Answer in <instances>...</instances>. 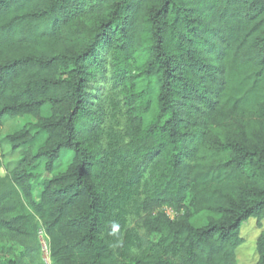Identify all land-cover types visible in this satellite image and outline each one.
Here are the masks:
<instances>
[{"label": "trees", "instance_id": "obj_1", "mask_svg": "<svg viewBox=\"0 0 264 264\" xmlns=\"http://www.w3.org/2000/svg\"><path fill=\"white\" fill-rule=\"evenodd\" d=\"M26 116L46 140L0 175V264H40L39 231L51 264H237L264 219V0H0V130Z\"/></svg>", "mask_w": 264, "mask_h": 264}, {"label": "rangeland", "instance_id": "obj_2", "mask_svg": "<svg viewBox=\"0 0 264 264\" xmlns=\"http://www.w3.org/2000/svg\"><path fill=\"white\" fill-rule=\"evenodd\" d=\"M43 115H49V107L46 106L43 109ZM25 129L28 131L30 136V141L26 147H22L18 150H12L8 141L7 136ZM46 140L44 133L37 130L35 126V121L30 117L23 118H6L3 120V125L0 130V156L2 161V169L0 170V175L6 177L11 171L19 167L23 160V154L27 151L35 154L37 150L42 147ZM72 154L63 153L60 161L57 163L54 174L64 171L67 165L70 163ZM45 163L43 161L37 162L34 165L28 166L26 168L27 173L31 176L38 178V181L49 178V175L44 169ZM41 188L37 183L33 184V195L35 198L39 197ZM170 215L171 213L168 212ZM209 216L207 213L196 215L192 224L196 227L203 226L205 224L206 218ZM264 230V219L260 222V226L257 225L255 219H249L242 224L240 230V237L243 239L244 244L240 246L236 251V261L237 264H254L257 261V254L255 251L256 240L260 232ZM40 232V231H39ZM45 240L46 237H44ZM38 253L40 264H49L50 258L48 259L49 252L46 250L43 241L38 233L37 237Z\"/></svg>", "mask_w": 264, "mask_h": 264}, {"label": "built area", "instance_id": "obj_3", "mask_svg": "<svg viewBox=\"0 0 264 264\" xmlns=\"http://www.w3.org/2000/svg\"><path fill=\"white\" fill-rule=\"evenodd\" d=\"M39 234H40V238L43 241V244H44L46 250H48V243H47V240H45V238H44V234L42 233V231H40ZM48 259H49V255H48ZM49 264H51V261H49Z\"/></svg>", "mask_w": 264, "mask_h": 264}]
</instances>
